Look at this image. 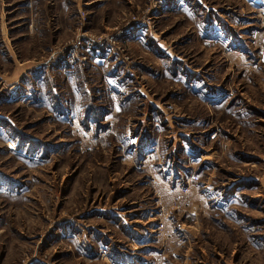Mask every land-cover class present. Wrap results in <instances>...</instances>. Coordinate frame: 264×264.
Segmentation results:
<instances>
[{"label":"rangeland","instance_id":"1","mask_svg":"<svg viewBox=\"0 0 264 264\" xmlns=\"http://www.w3.org/2000/svg\"><path fill=\"white\" fill-rule=\"evenodd\" d=\"M0 264H264V0H0Z\"/></svg>","mask_w":264,"mask_h":264}]
</instances>
